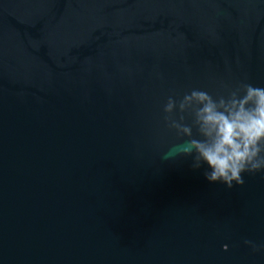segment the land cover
<instances>
[{
  "label": "water",
  "instance_id": "1",
  "mask_svg": "<svg viewBox=\"0 0 264 264\" xmlns=\"http://www.w3.org/2000/svg\"><path fill=\"white\" fill-rule=\"evenodd\" d=\"M264 85V0H0V264H264V174L175 142L170 94Z\"/></svg>",
  "mask_w": 264,
  "mask_h": 264
},
{
  "label": "clouds",
  "instance_id": "2",
  "mask_svg": "<svg viewBox=\"0 0 264 264\" xmlns=\"http://www.w3.org/2000/svg\"><path fill=\"white\" fill-rule=\"evenodd\" d=\"M218 88L168 95L162 121L176 140L160 159H188L208 183L232 189L242 187L248 175L264 174V85L244 76L235 83L221 81ZM243 244L264 253V243L245 238Z\"/></svg>",
  "mask_w": 264,
  "mask_h": 264
}]
</instances>
